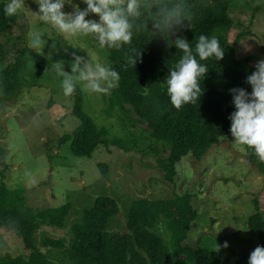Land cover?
Returning a JSON list of instances; mask_svg holds the SVG:
<instances>
[{
  "label": "rangeland",
  "instance_id": "obj_1",
  "mask_svg": "<svg viewBox=\"0 0 264 264\" xmlns=\"http://www.w3.org/2000/svg\"><path fill=\"white\" fill-rule=\"evenodd\" d=\"M3 1V0H0ZM249 1L250 8L242 6ZM84 9L83 0H69L64 11L76 7ZM254 8H257L254 10ZM36 0H25L19 12L17 28L0 35V41L9 42L10 36L24 33L29 44V33L39 32L44 39L43 56L50 67L38 71L34 82L24 85L12 100H0V172L3 171L6 186L10 190L23 191V203L31 208L57 207L70 204L67 224L63 228L42 226L37 237H70V226L81 219L82 211L91 206L98 196H110L117 200L119 212L110 219L108 230L126 232V217L135 200L171 199L191 193L192 204L198 211L186 242L195 245L200 239L203 245L214 250L221 245V253L228 264H249L251 252L260 246L249 233L246 218L254 210L253 199L258 197L263 211L264 173L250 160L244 145L235 142L232 133L221 137L199 159L187 154L176 164L177 174L173 183L167 181L159 165L168 148L162 147L149 134L146 124H135L119 104L111 105L109 94L82 90L83 110L99 127L108 130V138L120 144L99 146L90 157L75 156L70 140L62 142L64 134L72 133L80 120L72 114L75 92L65 96L61 87L63 77L58 74L61 64L71 71L73 53L108 65L106 47L101 48L94 34L75 36L62 34L51 24L44 23L36 12ZM234 24L228 38L235 49V57H251L254 66L264 59V0H236L229 8ZM86 19L99 16L89 14ZM249 33L237 40L238 33ZM7 37V38H6ZM83 48V49H82ZM0 62V68L5 65ZM129 107V106H126ZM126 146L124 148L123 146ZM1 149L3 151H1ZM101 164H106L103 172ZM1 183V173H0ZM156 230L170 243L167 219L162 216ZM227 247H223L225 242ZM42 250L47 251L46 247ZM26 254L22 239L14 232L0 229V256ZM175 264H184L173 255Z\"/></svg>",
  "mask_w": 264,
  "mask_h": 264
},
{
  "label": "trees",
  "instance_id": "obj_2",
  "mask_svg": "<svg viewBox=\"0 0 264 264\" xmlns=\"http://www.w3.org/2000/svg\"><path fill=\"white\" fill-rule=\"evenodd\" d=\"M7 2L0 1V35L9 33L18 25L19 13L13 17L4 14ZM190 2L194 5L192 27L181 28L169 40L159 33L144 31L134 33L131 44L120 49L105 46L108 65L120 77L109 94V102L126 109V115L133 112L132 122L146 124L150 136L168 148L167 155L159 158V165L165 179L171 183L177 174L176 164L183 156L190 153L201 159L221 137L231 133L229 117L236 109L230 89L241 87L251 93L252 87L246 78L254 72L251 57L237 59L228 38L234 24L229 8L236 0ZM242 6L251 9L249 1H243ZM248 33L247 30L240 32L236 39ZM201 34L217 37L225 55L221 60L212 56L200 61L208 67L205 77L200 78L203 94L195 104H185L178 110L171 103L166 81L170 69L175 67L183 53L174 45L169 47V41L184 37L194 49ZM8 41L12 42L11 45L0 41V62H6L0 68V100H12L21 87L36 80L40 69L49 68L51 64L43 55L29 49L24 33L17 32ZM139 53L141 56L136 66L125 68L126 57ZM83 103L84 95L77 86L71 113L80 123L72 133L64 134L61 141L70 140L72 153L79 157H90L99 146L120 144L119 139L108 138V130L95 123L83 110ZM244 146L250 160L264 173V162L254 154L253 148ZM101 168L105 172L107 165L101 164ZM0 173V229L16 233L28 251L26 254H2L0 264H175L173 255L184 264H228L221 253L206 247L200 239L195 245L186 242L192 223L198 217L191 193L167 200L133 201L126 217V232L108 230L110 219L119 212V205L113 197L98 196L82 211L80 221L71 224L69 239L46 235L38 238L37 232L42 226H66L70 204L28 207L23 203V191L8 189L3 181V171ZM258 197L253 199L254 210L245 223L249 233L260 246H264V214L259 208ZM261 205L264 207V201ZM162 216L168 222L171 246L156 230ZM129 252L130 260L125 255Z\"/></svg>",
  "mask_w": 264,
  "mask_h": 264
},
{
  "label": "clouds",
  "instance_id": "obj_3",
  "mask_svg": "<svg viewBox=\"0 0 264 264\" xmlns=\"http://www.w3.org/2000/svg\"><path fill=\"white\" fill-rule=\"evenodd\" d=\"M66 2L69 0H36L38 18L62 34H94L101 48L120 49L131 44L134 33L144 31L159 33L169 40L181 28L192 27L194 5L190 0H83L87 7L81 9L77 6L72 12L64 11ZM24 5L25 0H8L4 14L13 17L23 11ZM89 14L98 15L99 21L86 19ZM172 45L183 53L175 67L170 69L166 81L171 103L179 110L185 104H195L203 94L200 78L205 77L208 67L200 61L212 56L221 60L225 52L217 37L209 38L203 34L198 37L194 49L186 38L179 36L169 41V47ZM28 47L43 55L42 34L30 32ZM132 51L135 53L136 50ZM72 55L70 72L64 70L63 64L57 67L58 74L63 77L61 87L65 96L72 95L81 82L82 90L86 92L107 94L119 81L115 69L93 61L90 53L87 59L75 53ZM140 56L141 53L127 56L125 68L129 65L135 67ZM255 69L246 78L252 87L251 93L241 87L230 89L236 109L229 117L232 121L230 130L235 142L253 148L254 154L264 162V59L256 62ZM227 246L226 241L223 247ZM220 249L219 244L214 247L217 252ZM125 255L131 259L130 252ZM249 264H264V246H257L251 252Z\"/></svg>",
  "mask_w": 264,
  "mask_h": 264
}]
</instances>
